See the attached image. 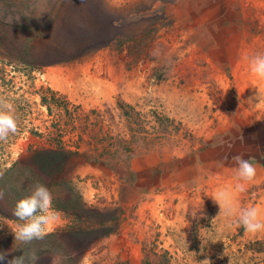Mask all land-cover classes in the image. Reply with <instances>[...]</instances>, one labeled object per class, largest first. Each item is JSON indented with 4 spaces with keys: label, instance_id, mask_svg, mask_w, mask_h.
Instances as JSON below:
<instances>
[{
    "label": "rangeland",
    "instance_id": "obj_1",
    "mask_svg": "<svg viewBox=\"0 0 264 264\" xmlns=\"http://www.w3.org/2000/svg\"><path fill=\"white\" fill-rule=\"evenodd\" d=\"M256 53H264V0H0V96L18 123L0 142V264L16 252L23 264L41 252L38 264L68 260L61 241L15 242L8 224L41 178L35 150L62 141L75 149L76 137L60 132L64 96L101 110L124 140L106 157L70 155L66 170L42 179L68 204L72 178L88 206L118 209L119 230L87 234L98 242L80 264H264V232L235 226L209 196L227 190L264 219V80L245 59ZM94 140L105 144L101 134ZM236 155L257 170L243 193L234 191ZM57 213L52 232L78 226ZM85 214L96 224L93 209Z\"/></svg>",
    "mask_w": 264,
    "mask_h": 264
},
{
    "label": "trees",
    "instance_id": "obj_2",
    "mask_svg": "<svg viewBox=\"0 0 264 264\" xmlns=\"http://www.w3.org/2000/svg\"><path fill=\"white\" fill-rule=\"evenodd\" d=\"M51 91L54 94L57 93L54 90ZM42 102L48 107L51 104V100L47 96H42ZM62 109L66 121L63 123L60 132L63 134V137L68 135L76 137V140H72V143L75 144V149L67 148L70 145L68 146L65 141H62L59 145L44 146L35 150L42 161L39 177L43 180H46L45 177L50 175L48 171H50L51 168L59 169L60 171L66 170L64 164L67 162L68 156L70 155L89 157L90 152H96L97 157H106L118 152V147H120L122 141H124L123 138H117L110 134V127L102 120L103 114L101 110L97 108L86 110L84 106L74 103L67 96H64ZM97 134H101L105 137L104 145L94 140ZM83 146H87L88 150H83ZM64 183L77 197L75 200H72V204H68L62 196H58L57 198H53V206L57 211L64 212L67 216L74 217L79 224L68 230L63 229L52 232L45 239H57L64 244L65 252L61 255L63 257L67 254L68 256V260L65 264H80L82 262V257L98 242L97 240L87 241L85 236L89 233H96L98 238H104L116 233L120 228V218L117 216L118 209H101L88 206L83 199L81 190L79 188L78 191L73 189L72 185H76V183L73 182L72 178L66 179ZM88 209H93L98 215V219L95 221L96 224H86L85 220L87 214L85 213ZM110 214H112L111 217H109ZM72 238H74V246L70 249L69 246H67L68 244H66L68 242L66 239L72 240ZM10 240L11 238L8 239V242H10ZM20 256L21 254L16 252L8 260ZM75 257L77 259H75ZM44 258H46L45 252H41L40 255L37 256V259L31 261L25 259V261H27L28 264H38V262Z\"/></svg>",
    "mask_w": 264,
    "mask_h": 264
},
{
    "label": "clouds",
    "instance_id": "obj_3",
    "mask_svg": "<svg viewBox=\"0 0 264 264\" xmlns=\"http://www.w3.org/2000/svg\"><path fill=\"white\" fill-rule=\"evenodd\" d=\"M6 22L12 23L9 18ZM251 73L259 80H264V53H256L246 56ZM18 123L15 116V109L10 100L0 96V142L7 141L10 135L17 132ZM19 157H17V160ZM235 162V175L237 183L234 185L236 193H243L247 184L256 177V167L249 159L240 155L233 157ZM6 169H0V177ZM27 178H31L32 171L25 172ZM25 181H21L23 184ZM73 189L78 191V186L73 184ZM4 192L0 190V202L4 201ZM215 204L219 206V214L233 218L237 227H242L248 234L264 232V219L261 218L260 209L255 206L243 207L237 204L232 194L227 190H219L209 195ZM10 211L16 217L15 223H8L14 233L15 242L30 243L33 240H43L52 233L58 220V213L53 208V193L41 178H37L30 184V191L27 195L15 201ZM212 242H216L213 240ZM7 253L0 251V261L6 259ZM33 255L32 259H35ZM7 264H23L22 257L13 258ZM203 264H211L206 259Z\"/></svg>",
    "mask_w": 264,
    "mask_h": 264
}]
</instances>
